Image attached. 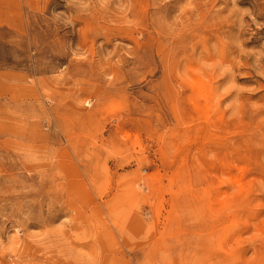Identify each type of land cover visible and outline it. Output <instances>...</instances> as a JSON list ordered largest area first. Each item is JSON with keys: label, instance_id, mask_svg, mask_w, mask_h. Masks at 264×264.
Instances as JSON below:
<instances>
[{"label": "rangeland", "instance_id": "rangeland-1", "mask_svg": "<svg viewBox=\"0 0 264 264\" xmlns=\"http://www.w3.org/2000/svg\"><path fill=\"white\" fill-rule=\"evenodd\" d=\"M0 264H264V0H0Z\"/></svg>", "mask_w": 264, "mask_h": 264}]
</instances>
